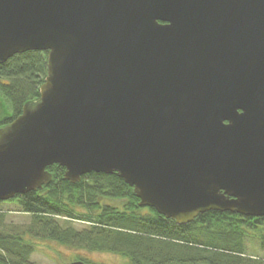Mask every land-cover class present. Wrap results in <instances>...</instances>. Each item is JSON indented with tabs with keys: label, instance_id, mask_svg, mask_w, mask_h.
<instances>
[{
	"label": "water",
	"instance_id": "95a60500",
	"mask_svg": "<svg viewBox=\"0 0 264 264\" xmlns=\"http://www.w3.org/2000/svg\"><path fill=\"white\" fill-rule=\"evenodd\" d=\"M31 50L48 74L0 126V200L58 164L117 174L178 225L264 216V0H0V64Z\"/></svg>",
	"mask_w": 264,
	"mask_h": 264
},
{
	"label": "trees",
	"instance_id": "16d2710c",
	"mask_svg": "<svg viewBox=\"0 0 264 264\" xmlns=\"http://www.w3.org/2000/svg\"><path fill=\"white\" fill-rule=\"evenodd\" d=\"M47 74L48 51H26L0 64V126L18 117L27 102L40 98ZM47 169L53 178L43 188L0 200L15 202L31 215L24 226L0 228V264H37L31 260L35 240L119 254L128 264H264V256L247 255L244 245L253 235L264 252V216L239 220L227 211L211 210L178 225L156 209L140 206L134 188L115 173L91 172L72 183L64 178L61 165ZM60 219L88 227L64 226ZM73 260L97 264L82 257Z\"/></svg>",
	"mask_w": 264,
	"mask_h": 264
},
{
	"label": "rangeland",
	"instance_id": "374dc122",
	"mask_svg": "<svg viewBox=\"0 0 264 264\" xmlns=\"http://www.w3.org/2000/svg\"><path fill=\"white\" fill-rule=\"evenodd\" d=\"M0 228L16 229L31 221V215L24 213L15 202H4L0 204ZM64 226L72 225L76 229L82 230L88 227V224L78 220L67 221L60 219ZM36 251L31 260L37 264H67L71 260L82 257L97 264H128V259L122 255L110 252L89 251L81 248H70L63 246L58 242L51 240H35ZM246 254L249 256L263 257L259 241L253 235H248L244 243Z\"/></svg>",
	"mask_w": 264,
	"mask_h": 264
},
{
	"label": "flooded vegetation",
	"instance_id": "af4514ba",
	"mask_svg": "<svg viewBox=\"0 0 264 264\" xmlns=\"http://www.w3.org/2000/svg\"><path fill=\"white\" fill-rule=\"evenodd\" d=\"M239 111H242V110H239ZM226 122H228V121H226ZM227 212H229L230 213V215L229 216H231V217H235V218H237V219H239V220H247V219H254V218H258V217H261V216H253V215H246V214H242V213H238V212H232V211H227Z\"/></svg>",
	"mask_w": 264,
	"mask_h": 264
}]
</instances>
